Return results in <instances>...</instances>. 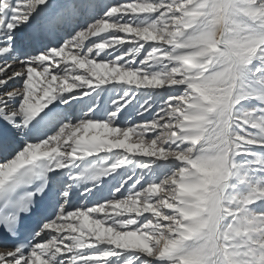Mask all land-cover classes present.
Instances as JSON below:
<instances>
[{"label":"snow or ice","instance_id":"snow-or-ice-1","mask_svg":"<svg viewBox=\"0 0 264 264\" xmlns=\"http://www.w3.org/2000/svg\"><path fill=\"white\" fill-rule=\"evenodd\" d=\"M0 264H264V0H0Z\"/></svg>","mask_w":264,"mask_h":264},{"label":"rangeland","instance_id":"rangeland-1","mask_svg":"<svg viewBox=\"0 0 264 264\" xmlns=\"http://www.w3.org/2000/svg\"><path fill=\"white\" fill-rule=\"evenodd\" d=\"M12 86H15L14 84Z\"/></svg>","mask_w":264,"mask_h":264}]
</instances>
